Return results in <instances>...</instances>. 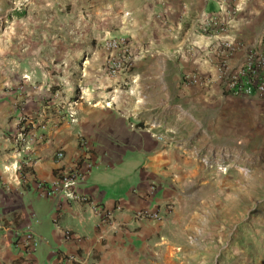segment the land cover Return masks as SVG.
<instances>
[{
	"label": "crops",
	"instance_id": "1",
	"mask_svg": "<svg viewBox=\"0 0 264 264\" xmlns=\"http://www.w3.org/2000/svg\"><path fill=\"white\" fill-rule=\"evenodd\" d=\"M119 1L133 25L132 61L116 79L102 74L132 85L135 102L80 103L71 123L44 70L51 65L17 46L7 67L0 55V264H264L256 168L264 98L232 96L220 71L264 51V0H230L238 10L226 29L206 33L204 19L227 18L212 0ZM22 127L32 140L20 157ZM87 164L78 185L85 202L38 191ZM244 189L254 193L250 204ZM140 210L158 218H137ZM28 233L38 240L33 250L23 242Z\"/></svg>",
	"mask_w": 264,
	"mask_h": 264
},
{
	"label": "rangeland",
	"instance_id": "2",
	"mask_svg": "<svg viewBox=\"0 0 264 264\" xmlns=\"http://www.w3.org/2000/svg\"><path fill=\"white\" fill-rule=\"evenodd\" d=\"M25 12L18 18L17 13ZM119 0H2L0 3V46L3 67L9 63L17 46L19 55L43 60L54 76L55 91L67 108L68 102L80 105L116 107L130 97L132 85L105 79L102 71L106 59L103 42L109 38L130 39L133 25ZM202 32L206 33L207 31ZM56 65L54 68L53 66ZM30 81V79H23ZM35 83H37L35 81ZM56 92V93H55ZM131 102V101H130ZM64 105V106H65ZM261 146V139L259 140ZM258 194L264 191V148L259 152ZM250 180L244 179L245 187ZM254 194V193H252ZM244 189V204H250ZM264 203V199L259 203ZM247 215H244L246 221ZM231 228L227 229L230 233ZM234 234V233H232ZM227 237L233 238V235Z\"/></svg>",
	"mask_w": 264,
	"mask_h": 264
},
{
	"label": "built area",
	"instance_id": "3",
	"mask_svg": "<svg viewBox=\"0 0 264 264\" xmlns=\"http://www.w3.org/2000/svg\"><path fill=\"white\" fill-rule=\"evenodd\" d=\"M219 13H224L227 15L219 16H209L204 19L203 31L213 30L222 32L226 29L230 19L229 17L234 16V13L238 10L236 6L232 7L230 0H212ZM128 13H126V16ZM221 46L226 49L227 54L232 53L234 50L231 43L224 42ZM103 50L106 52L107 56L104 63V69L106 75L111 79H116L125 73L131 65V49L130 44L127 39L119 38H109L103 42ZM220 71L224 74L225 78V90L229 92L234 97L248 96L252 93L258 97L264 98V51L248 52L243 59L242 64L235 69H228L225 62L222 64ZM27 77V76H24ZM76 102L67 103V115L71 123H76L77 121V111L75 109ZM25 127L18 130L15 141H16V154L20 157L25 156L30 151V140L27 137ZM31 145V144H30ZM56 158L63 159V153H56ZM14 167V172L17 173L20 167L16 165ZM229 165H222L219 167L221 172H226ZM90 165H85V170H81L78 166H74L65 170L52 185H45L44 183H38L37 189L41 195L46 197H53L56 194L62 196L63 198L76 201L85 202L87 199L78 193V185L81 180H83L86 171L90 169ZM153 190V188H151ZM94 213H97L96 206H93ZM104 217L106 219L111 218L109 211L104 212ZM137 218L142 219H157L158 216L155 213L148 212L146 210H140L136 213ZM68 234V233H67ZM23 242L25 246L31 248L32 250L38 245V240L34 238L32 233H28L23 237Z\"/></svg>",
	"mask_w": 264,
	"mask_h": 264
}]
</instances>
